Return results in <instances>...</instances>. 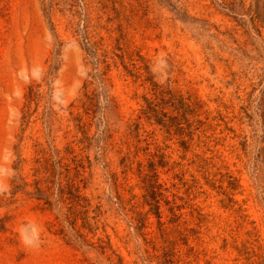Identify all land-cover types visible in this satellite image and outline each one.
Wrapping results in <instances>:
<instances>
[{
  "label": "rangeland",
  "instance_id": "rangeland-1",
  "mask_svg": "<svg viewBox=\"0 0 264 264\" xmlns=\"http://www.w3.org/2000/svg\"><path fill=\"white\" fill-rule=\"evenodd\" d=\"M117 254L264 264V0H0V264Z\"/></svg>",
  "mask_w": 264,
  "mask_h": 264
},
{
  "label": "trees",
  "instance_id": "trees-1",
  "mask_svg": "<svg viewBox=\"0 0 264 264\" xmlns=\"http://www.w3.org/2000/svg\"><path fill=\"white\" fill-rule=\"evenodd\" d=\"M90 162V161H89ZM154 185V184H153ZM155 189H156V186H152V190H150L149 191V195H150V193L153 191V193H154V191H155ZM70 194H71V196H72V202H73V205L74 206H76V205H81V206H83V202L81 201V199H82V194H81V189H80V187L79 186H76V185H72V188H71V191H70ZM150 196H152V195H150ZM122 200V199H121ZM147 203H149V202H147ZM153 207H155V208H157V213H156V215H157V217H158V219H159V223H162L161 222V218H162V214H161V211H160V205L159 204H154L153 205ZM72 227H73V230L75 231V233L79 236V237H82V235H83V233H81L80 232V230L78 229V227H77V221L75 220V223L72 225ZM143 227H147V222H145V225L143 226ZM107 237H108V242H107V246H104V251H107V247H109V249H111L112 250V252L113 253H116L115 252V249L113 248V245H112V243H111V237H110V235L109 234H107ZM225 240H226V238H225ZM227 241V240H226ZM117 256H118V259H119V262H121V264H123V262H124V258L120 255V254H117Z\"/></svg>",
  "mask_w": 264,
  "mask_h": 264
}]
</instances>
